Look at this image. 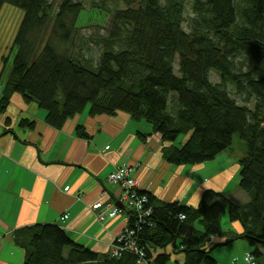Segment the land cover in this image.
Returning <instances> with one entry per match:
<instances>
[{
    "label": "trees",
    "instance_id": "16d2710c",
    "mask_svg": "<svg viewBox=\"0 0 264 264\" xmlns=\"http://www.w3.org/2000/svg\"><path fill=\"white\" fill-rule=\"evenodd\" d=\"M57 1L0 0V15L9 6L22 12L2 108L18 92L45 109L57 128L86 110L126 112L152 125L175 165L214 160L238 135L246 144L238 183L248 201L238 204L208 189L193 208L151 195L153 213L136 241L153 264H168L171 256L154 257L152 248L173 244L177 252L179 239L183 264H221L204 244L223 234L228 213L243 226L228 242L241 236L264 264V0H118L95 68L66 49L84 0ZM188 3L193 16L186 19ZM212 70L219 81L210 78ZM77 132L88 137L81 125ZM13 241L25 250L24 264H138L134 252L99 254L57 223L18 228Z\"/></svg>",
    "mask_w": 264,
    "mask_h": 264
},
{
    "label": "crops",
    "instance_id": "0c3cea01",
    "mask_svg": "<svg viewBox=\"0 0 264 264\" xmlns=\"http://www.w3.org/2000/svg\"><path fill=\"white\" fill-rule=\"evenodd\" d=\"M5 46L0 44V74ZM11 71L12 66L7 78L0 79V264H24L25 250L14 243L13 233L37 223H57L77 243L110 254L130 211L107 216L104 221L97 213L107 215L120 204L123 189L109 180L110 172L120 165L134 167L139 188L158 201L195 208L208 189L222 192L238 204L248 201L238 183L239 157L233 159L228 150L205 163L175 165L164 157L168 144L152 125L126 112L92 116L86 110L57 128L46 121L45 109L18 92H11L3 109ZM24 120L31 125H23ZM80 125L88 137L78 134ZM98 202L104 206L93 209ZM65 214L67 219L62 220ZM221 224L223 234L212 236L204 247L221 264H248L244 256L253 248L247 240L240 236L228 242L232 234L243 232L241 223L224 214ZM195 228L203 231L200 222ZM180 241L177 252L170 244L152 248L153 256L166 252L171 256L168 264H183Z\"/></svg>",
    "mask_w": 264,
    "mask_h": 264
},
{
    "label": "rangeland",
    "instance_id": "374dc122",
    "mask_svg": "<svg viewBox=\"0 0 264 264\" xmlns=\"http://www.w3.org/2000/svg\"><path fill=\"white\" fill-rule=\"evenodd\" d=\"M57 2H60L58 0ZM118 0H84V8L79 16L74 30L73 38L70 44L66 47L76 57L82 60V62L90 67L95 68L99 59L101 44L100 40H103L109 34L111 28L113 12L117 5ZM21 11L18 8L9 6L1 15L0 19V44L5 46V52L3 56V68L0 74V79H6L13 63L14 56L16 54V47H13V39L17 31L18 22L21 19ZM191 5L187 4L186 19L191 18ZM184 27L188 30L189 26L187 21ZM4 60L6 62H4ZM178 62L176 63V71L178 72ZM210 78L214 81H219L221 76L212 70L210 72ZM7 83V82H6ZM6 92V91H5ZM240 103H243L242 99H239ZM1 107V104H0ZM184 135L179 137L177 144L183 142ZM232 147L228 150L231 153L233 159L239 157V161L245 154L246 144L238 136H234ZM238 161V162H239ZM241 165V163L239 162ZM237 180V177H236ZM241 189V188H240ZM241 191H243L241 189ZM243 193H245L243 191ZM228 215V213H226ZM229 217V216H228ZM247 255V254H246ZM245 257V256H244Z\"/></svg>",
    "mask_w": 264,
    "mask_h": 264
},
{
    "label": "built area",
    "instance_id": "2783aa9c",
    "mask_svg": "<svg viewBox=\"0 0 264 264\" xmlns=\"http://www.w3.org/2000/svg\"><path fill=\"white\" fill-rule=\"evenodd\" d=\"M134 167L129 165H120L115 170L110 172L109 180L118 183L123 189L119 197L120 204L115 206L110 212L105 215L102 212L97 213L100 221H104L106 217H116L119 213L129 210L130 214L127 216L128 223L124 229L116 237L112 252L113 256L121 255L124 251L134 252L138 256V264H153L151 259H147L146 252L138 243L136 233L145 225L149 223L150 216L153 213V205L151 204V194L149 191H144L139 188V182L134 177ZM104 204L98 202L93 205V209L102 208ZM68 214L62 215V220H66ZM185 218V214H181ZM250 252L245 256L248 264H257Z\"/></svg>",
    "mask_w": 264,
    "mask_h": 264
},
{
    "label": "clouds",
    "instance_id": "9594fccd",
    "mask_svg": "<svg viewBox=\"0 0 264 264\" xmlns=\"http://www.w3.org/2000/svg\"><path fill=\"white\" fill-rule=\"evenodd\" d=\"M237 226L239 227V224L237 223ZM240 231H243V228H240Z\"/></svg>",
    "mask_w": 264,
    "mask_h": 264
},
{
    "label": "water",
    "instance_id": "95a60500",
    "mask_svg": "<svg viewBox=\"0 0 264 264\" xmlns=\"http://www.w3.org/2000/svg\"><path fill=\"white\" fill-rule=\"evenodd\" d=\"M120 206H122V204H119Z\"/></svg>",
    "mask_w": 264,
    "mask_h": 264
}]
</instances>
